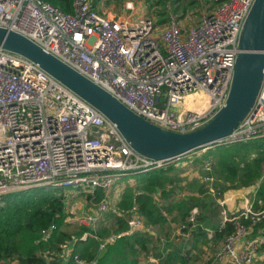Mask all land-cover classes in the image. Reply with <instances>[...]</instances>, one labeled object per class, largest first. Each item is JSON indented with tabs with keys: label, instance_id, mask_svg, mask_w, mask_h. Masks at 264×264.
I'll return each instance as SVG.
<instances>
[{
	"label": "built area",
	"instance_id": "built-area-1",
	"mask_svg": "<svg viewBox=\"0 0 264 264\" xmlns=\"http://www.w3.org/2000/svg\"><path fill=\"white\" fill-rule=\"evenodd\" d=\"M105 1L73 0L72 11L65 13L44 0H0V27L25 36L162 129L184 133L207 122L226 100L253 0H218L185 27L173 13L162 24L151 16L107 14L101 11ZM256 138H264V77L248 113L213 145ZM168 161L137 153L96 108L30 59L0 47V200L32 187H61L67 219L93 227L109 210L129 213L127 231H133L144 228L135 207L111 208L109 194L117 179ZM203 180L213 179L205 174ZM96 190L103 194L98 205L80 212L77 195ZM196 212L193 208L187 222L194 223ZM229 220L235 229L209 264L226 258L253 264L264 245V207L245 204ZM256 225L258 235L238 249L237 242ZM86 235L96 237L85 232L82 238ZM114 237L99 241L98 250ZM72 259L90 264L78 254Z\"/></svg>",
	"mask_w": 264,
	"mask_h": 264
},
{
	"label": "trees",
	"instance_id": "trees-1",
	"mask_svg": "<svg viewBox=\"0 0 264 264\" xmlns=\"http://www.w3.org/2000/svg\"><path fill=\"white\" fill-rule=\"evenodd\" d=\"M65 13L72 11L73 0H44ZM202 8L209 12L218 2L210 0L213 6ZM199 0H190L183 6V13L188 7H199ZM199 5V6H198ZM160 14L156 20L162 24L167 14ZM178 19V18H177ZM180 23V21L178 20ZM205 153L196 158L197 170L200 175H210L213 178L209 185L202 181L198 190L200 196H176L173 188L166 189L171 184L172 173L177 175L175 165H164L147 172L129 175L135 182L124 188L116 203L117 209L135 210L147 226L163 224L167 214L177 217L179 222L187 220L193 208L197 209L194 223H187L188 230L201 236L203 227L212 228L214 236L223 239L235 229V221L226 220L222 226L213 220L217 212V199L229 189L256 185L254 192V209L264 207V177L262 166L264 162V138H256L228 146L209 145ZM201 148L195 149L199 150ZM193 150V151H195ZM209 163V169L204 167ZM128 177V176H127ZM51 188V187H50ZM96 200H101L100 190L94 193ZM64 193L56 194L54 190L43 187L28 188L10 192L0 200V264H75L72 256L79 257L95 264H139L138 253L146 249L147 239L142 233L128 234L127 219L130 214L118 216L109 212L106 218L112 219L110 226L99 225L97 229L78 225L67 220L64 206ZM175 217V218H176ZM243 224L248 220L240 218ZM43 231H49V238H43ZM90 232L96 237L83 234ZM206 234V233H205ZM114 235L113 241L107 242L101 254L98 251L99 241ZM75 239V248L67 262L61 258L63 248ZM180 246H173L169 255L184 263L189 250L182 252Z\"/></svg>",
	"mask_w": 264,
	"mask_h": 264
},
{
	"label": "water",
	"instance_id": "water-1",
	"mask_svg": "<svg viewBox=\"0 0 264 264\" xmlns=\"http://www.w3.org/2000/svg\"><path fill=\"white\" fill-rule=\"evenodd\" d=\"M0 47L30 59L96 108L115 124L137 153L156 160H171L228 135L252 107L264 77V0H253L244 19L238 38L240 51L224 105L207 122L184 133L148 122L21 34L0 27Z\"/></svg>",
	"mask_w": 264,
	"mask_h": 264
},
{
	"label": "crops",
	"instance_id": "crops-1",
	"mask_svg": "<svg viewBox=\"0 0 264 264\" xmlns=\"http://www.w3.org/2000/svg\"><path fill=\"white\" fill-rule=\"evenodd\" d=\"M101 11H103V8H101ZM103 12L110 14L107 11ZM188 153L175 159H171L166 163V165H170L173 163L178 171V174L175 176H178L184 183L188 184L189 182L188 186L182 188V190H175L173 188V191L176 196L186 194L188 196L196 195L201 197L198 187L199 184L204 181V175L201 176L196 172V176H194V174L192 173L194 171L192 170L197 167L195 160L196 158H198V155L196 157L194 155H188ZM212 181H204L209 185L210 192L213 191V188L211 186ZM116 184L117 182H115V185ZM115 185L113 186L114 188H112L111 193L108 197L110 207L111 204H114L113 207H115L116 203L120 199L122 191L124 190L123 186L116 187ZM192 185H196V188ZM245 188H251V200H247L246 198H244V200H241V198H239V196L242 195L241 189ZM255 188L256 185H251L248 187L229 189L231 190L229 194L227 193V191H225L223 193V196L217 199V212L213 217L214 222L222 226L226 220H229L233 216L237 215L245 204H250L253 210H258L254 209ZM89 210H91V208H89L88 211ZM106 217V213H103L101 219L93 227L98 224H101L103 226H110L112 224V219ZM175 217L176 216L174 215V213H170L167 214L166 221L163 224H157L153 226H147L144 224V228H138L133 231L126 230V233H128L129 235L142 233L147 239L146 249L138 253L139 264H197L200 261L202 262L203 259V264H209L214 259V255L222 245L224 238H216L213 234V229L209 227H203L204 233L201 236L196 237V234L192 233V227H189V229L185 231L181 228L182 224H185L187 226V220L181 223L179 222L177 217ZM146 228H148V230H146ZM258 233L259 229L256 225L245 236H243V238L239 242H237V248L239 249L246 246L248 241L258 235ZM173 246H180L183 250L182 252H186V250H189L187 258L183 259L184 263H181L179 258L177 260L176 255L173 259L171 258V256H167L169 255L168 253ZM74 248L75 239H72L63 248V252L60 255L64 262H67L70 255L73 253ZM98 251L102 254L104 248ZM196 255L198 256L197 258L195 257ZM200 258L202 260L199 261ZM216 264H231V262L226 258L222 261H216ZM253 264H264V245L258 248V250L256 251Z\"/></svg>",
	"mask_w": 264,
	"mask_h": 264
},
{
	"label": "rangeland",
	"instance_id": "rangeland-1",
	"mask_svg": "<svg viewBox=\"0 0 264 264\" xmlns=\"http://www.w3.org/2000/svg\"><path fill=\"white\" fill-rule=\"evenodd\" d=\"M188 1H190V0H106L105 3L103 4L102 8H103V11H107L110 14L117 15V16H125L128 14L132 15V16L145 15V16L153 17L154 20H157L162 12H164L165 15L168 13H173L177 16L178 20L180 21V25L185 27V26L197 23L199 21L201 14L207 12L205 9L202 8V5H203L205 0H199V2L196 3V4L200 3V6L198 5L199 7H188V9L186 10V13L184 15H182L183 6ZM127 6H131V9H128ZM205 6L206 7H209V6L212 7L213 3L209 0L205 4ZM207 148L208 147H203L199 150L189 152L188 155H191V156L194 155L196 157L198 155V157H199L205 153V150ZM263 164H264V162H263ZM197 169L198 168L195 167L194 170H192V171H194V172H192L194 174V176H196V172L200 174V170H197ZM262 176L264 177V170L262 171ZM197 177H198V175H197ZM172 180H173V182H171V184H167L166 189L169 190V189L174 188L175 190L176 189L182 190V188L187 187L189 184L188 181H187L188 184L184 183L182 180H180V178L178 176H175L173 173H172ZM116 182H117V184L115 185L116 187L123 186L125 188L129 184L134 183L135 178L129 177V176L128 177L124 176V177L117 179ZM192 186L196 188V185H192ZM43 188H46V190L52 189V190H54V192L56 194L66 192V190L62 189L61 187L53 186L51 188L50 187H43ZM241 190H242L241 191L242 195L239 196V198H241V200H244V198H246L247 200H251L250 199L251 198V193H250L251 188H245V189H241ZM230 192H231V190H227L228 194ZM186 196H188V195H186V194L181 195V197H186ZM99 201H100V199L96 200L94 198V194L80 193L77 195V202H78L80 212H86V211H88L89 208L95 207L96 205H98ZM113 205L114 204H111V208H113ZM110 211L113 212L112 210H109L106 212V215H108ZM67 220L70 221L71 223H75V221L72 219H67ZM98 227H99V224L96 225L94 228L97 229ZM195 257L197 258L198 256L196 255ZM200 260H202V259L200 258L199 261ZM203 260H202V262L200 261L197 264H203Z\"/></svg>",
	"mask_w": 264,
	"mask_h": 264
}]
</instances>
